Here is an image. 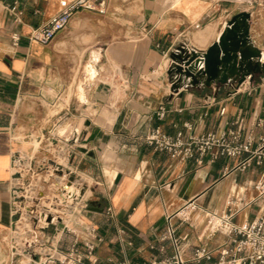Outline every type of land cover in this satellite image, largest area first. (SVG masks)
I'll return each instance as SVG.
<instances>
[{"label": "crops", "instance_id": "crops-1", "mask_svg": "<svg viewBox=\"0 0 264 264\" xmlns=\"http://www.w3.org/2000/svg\"><path fill=\"white\" fill-rule=\"evenodd\" d=\"M60 1L0 0V264L9 259L13 160L41 161L40 150L51 147V159L64 154L76 185L85 188L77 203L56 204L53 199L62 197L53 183L67 181L52 171L39 177L48 188L44 202L60 220L48 233L63 230L62 251L95 227L102 241L92 255L79 244L84 264H149L175 254L170 239L160 241L171 225L185 258L207 247L215 252L209 262H216L230 239L215 230L222 221L240 227L264 209V196L254 188L264 166L243 167L247 153L233 157L219 148L187 160L172 158L146 138L160 128L171 137L183 133L187 143L212 133L226 134L235 144L229 134L237 132L239 143H251L252 150L261 145L264 77L232 93L181 90L182 96L171 93L167 77L170 54L180 44L206 51L226 21L242 11L251 13V36L264 53L259 7L214 9L211 0H97L103 14L79 11L49 44L30 42L32 29L57 15ZM220 16L225 19L215 23ZM200 32L202 41L194 43L190 36ZM14 34L20 36L17 46ZM66 139L81 143L71 146ZM190 205L196 210L183 222L181 212Z\"/></svg>", "mask_w": 264, "mask_h": 264}, {"label": "built area", "instance_id": "built-area-1", "mask_svg": "<svg viewBox=\"0 0 264 264\" xmlns=\"http://www.w3.org/2000/svg\"><path fill=\"white\" fill-rule=\"evenodd\" d=\"M211 1L215 4L213 6L214 9L215 6L221 4L244 5L250 9L264 6V0ZM59 6L60 8L57 15L52 17L45 24L32 29L29 34L30 42L42 45L49 44L59 33L63 32L69 26L74 15L79 11L104 13L97 0H61ZM8 8L12 11L15 10V8L10 5ZM16 21L19 20L16 19ZM12 39L14 46H17L20 36L14 34ZM246 82H250V78H248ZM244 84L236 90H240ZM210 100L211 97H208L206 103L208 104ZM225 111L226 109L223 108L221 114L224 115ZM163 115L162 113L161 116ZM229 135L233 138L235 144H230L228 142L226 134L217 136L212 133L206 136L192 137L187 143L184 141L183 133H178L176 137H171L164 134L160 128H156L146 138V141L150 145H154L159 149L169 152L172 158L181 160L192 158L196 152L203 155L208 151H212L214 148H219L221 150L220 154L233 157L247 153L249 156L243 163V167L251 166L254 162L258 166H264V139L257 149L252 150L251 143L242 144L238 142L240 137L239 133L230 132ZM70 140L74 139H66L64 142L69 145L68 142ZM51 146H53V142ZM40 154L42 158L41 161L37 158L29 159L21 156H17L13 160L15 171L14 187L12 190L13 222L10 229L9 240L12 247L8 262L5 264H84V255L80 252L79 244L82 243L88 255H92L102 241L97 234V229L95 227H89L83 235H76L71 250L64 252L59 247L63 236V230L55 228L54 232L51 234L48 233L51 226L60 222V220L59 216H57L54 211V206L45 204V194L39 191L38 199L35 200L34 205H31L28 202L29 198L21 196L19 193V191L24 190L22 184H26L28 189H35L34 183L39 181L40 176L49 171L55 174L51 166H49L46 171L39 172V168L48 163L49 160L55 162V160L51 159L52 154L50 150L45 151L42 149L40 150ZM70 161L71 159L69 160V164H71ZM19 167H25L28 173L24 176L18 170ZM66 169L70 171L68 168H63V170ZM59 179H65L67 182L65 184H60L58 182L53 183L55 186H57V184L59 185L57 186V192L62 197L54 198L53 202L56 204H67L70 200H72L73 203L80 201L81 198L77 200L74 199L77 192L74 188L71 190V196L70 194L60 193L59 188L66 185L68 180L66 176ZM75 186H78L76 182ZM254 188L259 195L264 196V173L262 179L255 184ZM195 210L196 206L192 205L189 206V210H187L186 214H182L185 211L183 210L181 212L182 221L188 222L191 213ZM18 216H20L19 219H17ZM48 217L52 218L50 223L48 222ZM21 228H23L22 231ZM215 230L216 232L223 231L230 238L227 244L219 248L220 257L216 262H209L213 259L215 252L207 247L198 248L193 258H185L181 249L182 241L176 236L175 228L170 225L167 233L161 237L160 241L165 242L170 239L174 246L175 254L163 260H154L149 264H264V209H262L258 216L250 223L240 227H232L222 221V226ZM19 258H24L25 262H21Z\"/></svg>", "mask_w": 264, "mask_h": 264}, {"label": "water", "instance_id": "water-1", "mask_svg": "<svg viewBox=\"0 0 264 264\" xmlns=\"http://www.w3.org/2000/svg\"><path fill=\"white\" fill-rule=\"evenodd\" d=\"M251 19L252 15L248 11L232 16L206 51L189 49L183 43L171 52V63L167 70L171 93L182 96L181 90L204 92L214 89L219 92L222 88L232 93L248 78L253 82L257 77H264V53L252 39ZM68 143L73 146L81 143V140H70ZM79 151L86 152L82 148ZM49 166L59 178L67 177L68 183L59 188L61 194L71 196L74 188L77 191L75 200L84 195L85 188L75 186L76 176L55 162L49 160L39 168V172L46 171ZM51 221L52 218L48 217V222Z\"/></svg>", "mask_w": 264, "mask_h": 264}, {"label": "rangeland", "instance_id": "rangeland-1", "mask_svg": "<svg viewBox=\"0 0 264 264\" xmlns=\"http://www.w3.org/2000/svg\"><path fill=\"white\" fill-rule=\"evenodd\" d=\"M204 7L207 8L208 5L207 4H204ZM237 7L240 8V9H244V10H248V9L249 10H253L254 9V8L250 9L247 6H244V5H241V6L232 5V9H235ZM258 9L260 11L261 16L259 17V22H257V27L259 28V31H261V37H264V6H261ZM224 19H225V16H220V18L218 20L214 21V22L215 23H220ZM208 23H210V22H208ZM191 37H193L192 40L194 41V43H198V42H201L202 41L203 34L200 32V33L194 34V36H190V38ZM44 149H45V151L49 149L52 152H54V150H55L53 147H51V148H44ZM64 157H66V156L64 155ZM18 170L24 176L28 173L27 172V169L25 167H19ZM34 185H35V189H32V188L31 189H28V187L26 186V184H22V187L24 188V190L19 191V193H20L21 196H26V197L29 198L28 199V202L31 205H34L35 204V200L38 199V193H39V191L40 192H43V194H45V192H47V190H48L47 185L44 184V183H42L41 181L40 182L39 181L38 182L36 181L34 183ZM21 201H22V199H21ZM19 217L20 216H18L17 219H19ZM22 230H23V228H21V231ZM9 240H10V234H9V238H8V248H9V254H10L12 244H11V242ZM19 259H20L21 262H25V259L24 258H19Z\"/></svg>", "mask_w": 264, "mask_h": 264}, {"label": "bare ground", "instance_id": "bare-ground-1", "mask_svg": "<svg viewBox=\"0 0 264 264\" xmlns=\"http://www.w3.org/2000/svg\"><path fill=\"white\" fill-rule=\"evenodd\" d=\"M187 4V3H186ZM189 4V3H188ZM193 5V4H192ZM188 6V5H187ZM189 8V7H188ZM208 26H210V25H208ZM213 27V26H212ZM212 27H209L207 30L208 31H211L212 30ZM215 30V29H214ZM205 34V33H204ZM207 34V33H206ZM264 39V38H263ZM94 59L96 60L97 59V56L95 55L94 56ZM93 65V64H92ZM92 65H88L87 67H86V69L88 70V72H89V75L93 72V70H92ZM92 76V75H91ZM94 76H95V74H94ZM166 84V83H165ZM161 85V84H160ZM159 86V85H158ZM161 87V86H160ZM105 117H108V116H110L109 114H106V115H104ZM61 149H59V151H60ZM58 152V151H57ZM59 153V152H58ZM60 156V157H59ZM55 162L57 163V164H59L60 166H62L63 168H68V159L66 158V157H64V154H62V153H59L58 154V158H57V160H55ZM67 170V169H66Z\"/></svg>", "mask_w": 264, "mask_h": 264}]
</instances>
